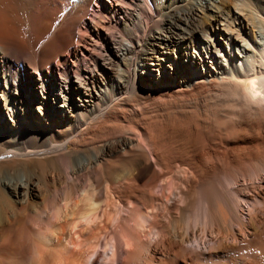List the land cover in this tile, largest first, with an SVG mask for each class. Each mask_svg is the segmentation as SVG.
Returning a JSON list of instances; mask_svg holds the SVG:
<instances>
[{
	"label": "bare ground",
	"instance_id": "1",
	"mask_svg": "<svg viewBox=\"0 0 264 264\" xmlns=\"http://www.w3.org/2000/svg\"><path fill=\"white\" fill-rule=\"evenodd\" d=\"M194 2L0 0V264H264V0Z\"/></svg>",
	"mask_w": 264,
	"mask_h": 264
},
{
	"label": "rangeland",
	"instance_id": "2",
	"mask_svg": "<svg viewBox=\"0 0 264 264\" xmlns=\"http://www.w3.org/2000/svg\"><path fill=\"white\" fill-rule=\"evenodd\" d=\"M192 1L194 2V0H192ZM197 1H198V0H195V2H197ZM195 2H194V3H195ZM240 2H241V1H240ZM233 24H234V25H233ZM231 25H233V27H235V26H236V23H235V22H233V23L231 22ZM157 74H158V71H157ZM229 105H230V104H229ZM229 105L227 104V105H225V107L227 108ZM232 105L234 106V104H232ZM232 105H231V106H232ZM209 107H210V108H209ZM212 107H213V108H212ZM229 107H230V106H229ZM229 107H228V109H229ZM190 108H191V109H190ZM220 108H221V107H219V106H215V105L208 106V109H209L210 111L212 110L211 112L209 111V112L211 113V114H209V116H210V119H212V122H211L210 119H209V120H210L211 123H213V124H211L210 126H212V127H214V128L219 127L218 129H221L222 126H224V127H226V126L228 127V126H229V128H231V127L235 128L236 125L238 124L237 122H239V124H240V121H238V120H240V119L237 117V115H236V117L238 118V120H237V118H236V121H237V122L235 121L234 118H232V117H234V116H232V115H234L233 113H229L230 115L232 114L231 117H230V115L228 116V114H227V115L224 114L225 116H224L223 114H222V116H221V115H218L219 112H221V111L218 110V109H220ZM234 108H235V106H234L233 108L230 107V111H231L232 109H234ZM188 109L191 111V112H190V111H189V112H190V114H192V117H190L191 115L189 114L190 116H188L187 118L190 117V118H189V120H191L190 122H192V121H196L195 123H197V122L199 121V120L196 118V117L199 116L197 109H196V111H195V108H193V107H188ZM216 109H217L219 112H216ZM194 111H195L196 113H195ZM217 113H218V114H217ZM194 114H195V115H194ZM196 114H197V115H196ZM215 114H217V115H215ZM193 115H194V117H193ZM217 117H218V118H217ZM187 118H186V117L183 118V119H185L184 121H186ZM193 118H194V120H192ZM219 119H220V120H219ZM226 119H227V120H226ZM234 122H236L237 124H234ZM225 123H226V124H225ZM221 124H222V125H221ZM239 124H238V125H239ZM200 125H201V124H200ZM238 125H237V126H238ZM210 126L208 125V128H207V126H203V125H201V126H200V129H201V130L199 129V131H201V132L197 133V134H200V135H197V134H196L199 138H198L197 136H195V139L198 138L199 140H206V138H208L209 134H210L211 131L213 130V129L211 130V127H210ZM202 127H203V128H202ZM206 128H207V129H206ZM233 128H232V129H233ZM223 129H224V128H223ZM202 130H203V132H202ZM207 130H208L209 132H208ZM210 130H211V131H210ZM206 131H207V132H206ZM207 133H208V134H207ZM199 140H197V141H199ZM186 150H187V149H186ZM10 152H11V151H10ZM177 163H178V161L175 162V167L178 166V165L176 166ZM175 167H174V168H175ZM175 170H176V168H175ZM31 238H32V240H35L33 236H31ZM31 242H32V243L30 244V248H31V245H32V244L34 245V243H33L34 241H31ZM33 245H32V246H33ZM33 247H34V246H33ZM33 247L30 249V251L32 252V254H33V250H34ZM32 249H33V250H32ZM111 250H112V248H111L110 245L107 246L106 248H103V249H102V251H103V257H102V258L105 259V261H106L107 264H109V263L111 262V256H112V252H111ZM31 252H29L28 256H29V255L31 256V254H30ZM11 256H12V255H11ZM11 256H10V255H9V256H8V255H7V256H4V257H6V258H5L6 260L3 258V261L5 260V263H4V264H7L6 262H8V264H10V263L12 262V261H11V258L13 257V259H14V256H12V257H11ZM30 256H29V257H30ZM92 256H93V257H92ZM92 256H91V257H92L91 260H93V258L95 257V254H93ZM7 258H8L9 260H8ZM102 258L99 259L100 264L103 263V261H104ZM13 259H12V260H13ZM9 262H10V263H9ZM106 263L104 262L103 264H106Z\"/></svg>",
	"mask_w": 264,
	"mask_h": 264
}]
</instances>
